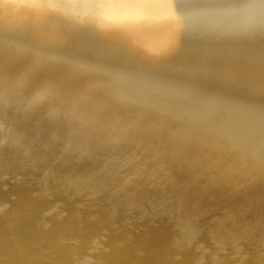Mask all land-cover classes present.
Returning a JSON list of instances; mask_svg holds the SVG:
<instances>
[{
  "label": "water",
  "instance_id": "1",
  "mask_svg": "<svg viewBox=\"0 0 264 264\" xmlns=\"http://www.w3.org/2000/svg\"><path fill=\"white\" fill-rule=\"evenodd\" d=\"M0 264H264V0H0Z\"/></svg>",
  "mask_w": 264,
  "mask_h": 264
},
{
  "label": "bare ground",
  "instance_id": "2",
  "mask_svg": "<svg viewBox=\"0 0 264 264\" xmlns=\"http://www.w3.org/2000/svg\"><path fill=\"white\" fill-rule=\"evenodd\" d=\"M28 29L91 26L202 0H20Z\"/></svg>",
  "mask_w": 264,
  "mask_h": 264
},
{
  "label": "rangeland",
  "instance_id": "3",
  "mask_svg": "<svg viewBox=\"0 0 264 264\" xmlns=\"http://www.w3.org/2000/svg\"><path fill=\"white\" fill-rule=\"evenodd\" d=\"M57 27H58V28H61V27H73V26H69V25L64 24V25H58ZM53 28H56V27L53 26ZM28 30H29V29H28Z\"/></svg>",
  "mask_w": 264,
  "mask_h": 264
}]
</instances>
